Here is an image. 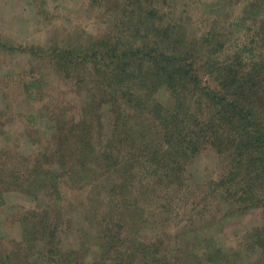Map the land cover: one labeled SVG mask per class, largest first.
Returning <instances> with one entry per match:
<instances>
[{"label": "rangeland", "instance_id": "374dc122", "mask_svg": "<svg viewBox=\"0 0 264 264\" xmlns=\"http://www.w3.org/2000/svg\"><path fill=\"white\" fill-rule=\"evenodd\" d=\"M142 1L0 0V43L6 47H0V153L48 162L51 142L63 124L56 118L67 114L66 136L55 158L60 167L52 171L54 186L45 198L43 189L34 192L23 182L21 191H13L17 180L7 176L11 167L0 177V184H8L1 193L0 249H25L20 220L45 204L52 211L54 230L49 239L33 244L42 252L49 247L45 244L51 246L40 257H27L31 264H179L184 246L191 259L196 255L211 264L207 244L214 248L210 253L255 242L264 246V180L250 170L247 185L234 183L237 178L230 172L225 176L226 155L196 137L211 132L210 124L223 127L221 119L211 121L214 108L202 87L244 103L239 87L232 86L236 81L223 85L221 61L233 64L229 76L237 80L240 69L246 72L263 59L264 10L259 11L263 19L253 21L250 12L242 16L250 0H145L152 6L144 10ZM150 8L182 26L194 41L210 28L219 31V47L212 44L217 49L215 71L206 66L210 56L203 48L195 46L198 53L188 48V54L197 56L189 59L194 60L198 93L182 92L177 103L171 99L168 77L155 82L139 77L143 59L129 55L138 52V23ZM89 45L94 57L86 63L78 60V52ZM172 113L178 121L164 123ZM28 123L34 145L26 143ZM227 123L225 131L235 145L237 121ZM141 126L146 129L143 137ZM259 127L264 132V125ZM183 147L198 151L186 158L177 153ZM42 152L44 159L38 158ZM231 158L234 165L235 151ZM222 177L246 206L225 202L218 194L222 187L210 185ZM252 196L263 200L248 201ZM248 256L264 264V253Z\"/></svg>", "mask_w": 264, "mask_h": 264}, {"label": "trees", "instance_id": "16d2710c", "mask_svg": "<svg viewBox=\"0 0 264 264\" xmlns=\"http://www.w3.org/2000/svg\"><path fill=\"white\" fill-rule=\"evenodd\" d=\"M254 2L255 4H253V0H250V2L245 6V9L243 10L242 16H245L250 12L254 15V17H252L253 21L258 20L259 18L263 19L259 11L261 12V9L264 10V4L260 6L256 3L255 0ZM141 4L143 5V10L144 8H147L151 5L145 0H143ZM140 6L141 5H139V7ZM166 16L167 15H164V13H162L161 11L156 12L155 9L151 8L149 10L145 9L144 14L142 15V19L140 20L141 22L138 23V25L141 26L140 31L142 32L139 36L137 46L139 53L134 49L138 54L132 53L129 55H136L137 57L139 56L143 59L139 71V77L146 78L150 82H155L157 81V79H161V77L166 75L168 77L169 88L171 90V99L175 101L177 99L176 97H180V94H182V92H188V94L198 93L197 88L199 86L196 84L198 82L196 81L195 83V80L192 79V63H194V60H192L191 63L189 59L190 57L197 58L194 53H198L199 50L198 48L196 49L195 46L203 48V53L208 54V57L210 56L208 58L206 66L208 68H211L213 71L216 70L214 66L217 62H214L212 60V57L213 55H215L214 53L217 50L216 45L218 43L219 31L214 28H210L209 31L201 37V40L199 39L200 41H194L195 38H189L188 35L183 31L182 26L176 23L171 24V22H168L170 18ZM261 22L264 25V19ZM233 25L235 26L236 23L228 24L230 28ZM179 29L181 30V32ZM214 42L216 44L215 47L212 46ZM0 47L6 48L4 44L1 43ZM217 47L219 46L217 45ZM188 48L189 51L193 50L194 53L188 54ZM92 49L93 47L89 45L87 50H81L80 52H78L77 59L85 63L88 62L89 60H91L92 56L94 57ZM179 50L181 52H179ZM64 51L67 53L66 58L70 59L72 57L70 49H66ZM188 60L189 62H187ZM182 62H184V64H188H186L188 70L184 69V64L182 65ZM221 63H225L220 67V70L223 74V85H232L230 83V80L234 81V83L236 81L237 85L232 86L235 87V89L239 87L238 91L241 95L240 98L244 103L237 102L232 97H221L218 92L216 93L209 86H204L202 88L200 87L201 90L208 91V96L210 97V101L212 103H210V106L214 108V113L211 121H216L217 118H219V120L221 119V122H223V127L214 124L212 126V124H210L209 128L211 129V132H200L201 134L197 135L196 137H199L202 140H206L207 145L209 144L215 147L219 151L220 155H226L225 157H223L226 160L227 166V173L225 176H227L228 172H230L229 176L231 178H237L234 180V183L243 182L247 185L250 179V176L248 175V171L250 170L259 174V180H264V132L261 133L259 131V126L261 124L264 125V55L263 59H261V61H259L254 66L252 65V68L250 70L244 72L240 69V72L236 75L238 77L237 80H235V76H229L230 71L233 70V67L231 66L233 64H231L230 62L227 63L226 61H221ZM236 67L238 68L239 66ZM139 77L138 82L143 81L142 78ZM175 102L177 103V101ZM255 102H258L257 108L251 107L255 104ZM176 107L177 106H174L172 109H175ZM254 111H256L257 114ZM66 117L67 114L63 113L62 117L56 118L55 122H60L63 124L61 127L58 128V138L55 137V141L51 142L50 148H52L51 150L53 154L48 155L51 159L48 162H46V160H35L22 154L14 155L13 153V155L5 156L6 153H10L8 151L5 153H0V177L1 175H4V169H8L9 167H11L10 170L7 171V176L9 177V180H17L16 188H14L13 191L19 189L21 191L22 184L20 183L23 182L27 185L29 189H32L34 192L43 189L44 198L47 193L51 192V189L54 186L53 182L55 180V175L52 171L57 172L58 167H60V165L57 167L58 162L55 158L59 157L60 154L62 144L61 138L62 136H66V133L64 132ZM168 118L169 121H166V118V120H164V123H175L176 121H178L176 113L168 115ZM119 120L120 119L118 118V121ZM229 121H231V123L233 121H237V125L235 126L237 132L236 134H234L237 138L235 145L232 144L234 138H232L233 140H230L228 132L225 131V129L227 130V127L225 126L228 124L227 122ZM124 124L126 126V123ZM141 128L142 129L140 130V136L143 137L146 129L145 126H141ZM154 128V125H152L150 129L154 130ZM150 129L149 132L151 131ZM29 130L30 126L28 123L25 129V131H27V137ZM210 139L211 141L208 142V140ZM34 142L31 141L29 137L27 138V144L34 145ZM136 142L138 145H141L143 141L140 140ZM129 146L130 144H127L125 151L129 149ZM233 146H235V149L231 150V147ZM183 148L185 151L178 150L177 153L184 155V157L186 158H189L188 153L190 155V153H194L196 150L192 148L193 150L188 151L189 149L186 150L185 147ZM234 151L236 154V162L234 165H231V154H233ZM44 154V152L40 153L38 158L40 156L41 159L46 158ZM34 160L35 164L32 167ZM45 166H47V168H43ZM260 184L261 183L259 182L256 188H258V190L261 192L262 188L260 187ZM210 185L222 187L223 190L220 191V193L218 192V194L225 200V202H230L231 204L239 205L240 203H243V205L246 206V203H244V198L238 195L237 192L232 193L230 191V188H232V186L230 187V185L232 184L229 182L228 178L222 177L218 181V183L213 182L210 183ZM4 187H8V184L2 182V184H0V206L4 203L3 197L1 195L2 190H5ZM250 189L251 188L248 187V192ZM262 191L264 193V188ZM253 200L262 201L263 198L259 199L255 198L254 196L248 198V201L250 202ZM40 209H36L32 212L28 211L24 216H22L20 220V226L22 227L21 233L23 237V243H25L26 245L25 249H21L18 245L14 246L17 251H15L12 246L10 248L4 247L3 250L0 249V254L5 255L3 260H0V264H22L23 262L31 264L26 261L27 257L32 256L33 254L34 257H40L48 253L49 247L51 246L50 244L44 245H47L49 247L47 249L45 248L46 250L44 249L43 252L40 249H35L33 244L37 243V241L41 238L49 239L51 237L52 231L54 230L53 229L51 231V226L53 227L54 223L52 218V211L49 210V207H47L46 204L43 206V208ZM99 224L100 222H97L95 224L97 228ZM96 231L98 232L99 230L97 229ZM87 233H89L88 230ZM99 238L103 239L100 236ZM210 247L211 246L207 244V246H204V249L206 251V259L209 260V263L211 264H256V262L252 261L248 255L257 251L264 253V251H262L264 246H261L258 242L248 243L242 248L239 247V250L225 249L224 252L215 248V251L213 250L214 253H210L208 249H214ZM184 249L186 250L185 246L182 249L184 257L180 259L179 264H206V261L202 262V259L197 258L198 256L196 255L195 260L191 259L188 255V251L186 252ZM20 255L23 256L22 259L19 258ZM188 257L191 261L188 259ZM128 258H130L131 260L133 259L132 257ZM33 264H35V262ZM174 264H178V262Z\"/></svg>", "mask_w": 264, "mask_h": 264}]
</instances>
